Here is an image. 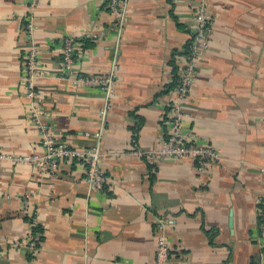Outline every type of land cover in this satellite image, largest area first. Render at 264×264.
<instances>
[{
	"label": "crops",
	"instance_id": "obj_1",
	"mask_svg": "<svg viewBox=\"0 0 264 264\" xmlns=\"http://www.w3.org/2000/svg\"><path fill=\"white\" fill-rule=\"evenodd\" d=\"M210 46L186 99L184 128L199 146L221 154L205 171L194 157L148 152L168 138L169 101L184 68L198 0H129L119 42L106 0H39L35 39L41 47L40 113L58 140L89 147L104 96L57 76L61 40H78V68L107 74L117 48L115 95L102 139L109 183L90 190L83 164L62 163L58 177L30 164L0 169V264H154L159 218L177 264H264L259 206L264 195V0H206ZM31 0H0V148L43 154L22 79L28 41L24 15ZM105 33V37L89 38ZM37 207L42 239L26 245V194Z\"/></svg>",
	"mask_w": 264,
	"mask_h": 264
},
{
	"label": "built area",
	"instance_id": "obj_2",
	"mask_svg": "<svg viewBox=\"0 0 264 264\" xmlns=\"http://www.w3.org/2000/svg\"><path fill=\"white\" fill-rule=\"evenodd\" d=\"M39 0H31L28 12L24 15V27L28 36L23 52L22 79L26 85L25 95L30 104V114L36 125L39 127L41 143L45 148L43 154L36 152H12L0 148V169L4 165L30 164L37 172L38 181L43 177L55 179L62 163L66 160H76L83 164L85 180L90 190H103L109 183L102 169V139L106 126L107 115L110 109V100L115 95V81L117 77L118 51L116 48L110 71L105 75L84 73L79 70V59L77 57L76 45L79 43L72 35L66 34L61 40V68L57 76L68 80L75 85L89 89L100 90L104 96V106L101 110L99 129L86 131L85 137L92 140L89 147L78 148L72 144L58 140L49 130V126L43 121L40 113L41 93L37 89V79L43 76L42 54L43 51L35 39L36 14L35 10ZM129 0H106V7L112 13L114 19L109 25L108 35L119 44L128 21ZM197 23L193 32L192 42L189 50L184 55V68L180 73L178 84L173 90V96L169 101L167 132L168 138L161 142L158 149L142 152L136 144L130 145L127 152L136 156H146L149 159H157L158 156L165 157H194L197 166L205 171L213 161H220L221 154L213 146H199L193 137L186 134L184 128V117L186 115L185 103L196 77L201 69L202 61L210 46L213 19L207 9L206 0H198V5L193 13ZM105 33L93 34L89 38L97 39L105 37ZM38 196L36 193H29L25 196L23 215L26 217L31 233L27 238L26 245L30 250L39 248L43 233L40 230L39 213L37 207L31 206L30 200ZM260 213V234L264 239V195L259 206ZM167 218H159L157 226L161 230L158 235L157 249L154 264H177L172 259L173 248L165 234ZM5 253L0 242V260Z\"/></svg>",
	"mask_w": 264,
	"mask_h": 264
},
{
	"label": "trees",
	"instance_id": "obj_3",
	"mask_svg": "<svg viewBox=\"0 0 264 264\" xmlns=\"http://www.w3.org/2000/svg\"><path fill=\"white\" fill-rule=\"evenodd\" d=\"M191 42H192V40H191ZM190 44H191V43H190ZM190 44H189V46H188V50H189ZM179 79H180V76L178 77V81H179ZM178 81L175 82V84L173 85L174 87L178 84ZM168 109L170 110V107H168ZM169 110H168V111H169ZM40 230H41V228H40Z\"/></svg>",
	"mask_w": 264,
	"mask_h": 264
}]
</instances>
